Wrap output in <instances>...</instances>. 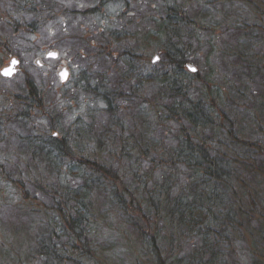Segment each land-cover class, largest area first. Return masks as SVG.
Masks as SVG:
<instances>
[{
	"label": "trees",
	"instance_id": "1",
	"mask_svg": "<svg viewBox=\"0 0 264 264\" xmlns=\"http://www.w3.org/2000/svg\"><path fill=\"white\" fill-rule=\"evenodd\" d=\"M237 1L243 8L255 7V25L243 24L242 36L251 35L255 47L263 46L264 2ZM63 2L0 0V22L10 33L0 35V66L12 55L16 40L51 23L46 16L52 22L61 19L51 7ZM202 8L206 13L208 4ZM189 14V4L167 8L147 33V51L132 41L133 47L115 57V45L126 38L122 30L95 36L90 44L95 60L104 66L98 74L102 80L96 79L95 87L87 80L83 88L106 105V125L97 134L92 124L83 130L65 128L53 109L47 114L45 93L32 79L21 94L0 92V142L6 126L22 125L27 132L19 140L26 161L17 158L11 165L0 152V184L10 188L16 204L26 207L22 212L30 221L29 214L43 217L33 249L14 257L16 264H32L35 256L44 257L42 264H113L106 256L113 248L102 243L103 220L95 209L99 200L128 228L123 234L109 226L106 235L119 237L122 247L134 252L135 264H143L141 250L145 257L150 253L154 264H228L238 244L247 246L250 264H264V119H258L264 103L255 99V115L243 108L238 121L224 110L213 69L203 76L189 73L186 29L195 24ZM251 54L248 60L239 55L238 63L253 67L255 76L264 75V56ZM153 55L161 56L159 67L152 63ZM75 57L84 60L80 52ZM35 108L43 111L39 113L48 128L30 120ZM169 124L178 127L171 144L163 137ZM64 172L81 184L64 186ZM38 196L51 206H37ZM12 226L18 229L17 224L5 225L13 231ZM132 242L138 243V254L132 252ZM10 243L0 241L1 251L14 253Z\"/></svg>",
	"mask_w": 264,
	"mask_h": 264
},
{
	"label": "rangeland",
	"instance_id": "2",
	"mask_svg": "<svg viewBox=\"0 0 264 264\" xmlns=\"http://www.w3.org/2000/svg\"><path fill=\"white\" fill-rule=\"evenodd\" d=\"M63 1L61 4L56 3L59 4L58 8L51 7L54 10L58 9L55 13L61 19L52 22L48 19L50 17L46 16V21L51 23L46 22L47 24L43 28L37 32L34 31L35 34L34 32L29 34L26 31L27 34L24 37L15 41L17 44L12 47V55L3 62L0 70L8 66L10 60L14 58L19 61L17 73L11 79H3L0 76V92L21 94L24 91L25 82L28 79L34 80L45 93L46 101H44L43 110L50 107L48 114L53 109L54 114L60 116L65 128L76 125L78 129L83 130L92 124L91 129L93 128L97 134L101 127L106 125V117L103 113L106 105L100 98L83 88L87 84V80L90 81L92 87L97 85L96 79L98 83L99 79L102 80L98 74L104 66L100 61L95 60L94 46L90 44L95 36L100 34L99 31L122 30V35L126 38L124 37L125 39L115 45V57L120 55L124 49L133 47L135 43L132 41L140 43L147 51L151 47L147 33L154 29L156 22L154 24L153 21L164 18L163 14L167 8L179 6L184 9L187 4L190 6L189 15L195 21L192 28L186 29V36L188 39L190 37L188 40L191 52L188 55L189 66L199 71L202 76L210 69L214 70L215 84L221 88V96L223 95L224 98V110L232 114L238 121L243 118V108L249 107L255 115V109H252L255 106V99L264 103V75L255 76V69L248 68L245 63L239 64L237 58L241 55L248 60L249 56L253 55L251 53L255 52L264 56V45L255 47V40L251 35L249 37L242 36L243 28L241 26L243 24L255 25L254 5L243 8L237 0H107L103 3L98 0ZM262 1L264 2V0ZM47 2H45L46 6ZM204 3L208 4L206 13L202 8ZM0 7L4 6L0 5ZM6 7L11 9L12 6L8 4ZM87 9L93 11L86 14ZM22 15L26 17V20H30L32 17L25 13ZM0 19L4 23L3 18L0 17ZM260 19L264 22V13ZM9 34V31L0 22V35ZM50 51L58 53L56 59L45 58V54ZM77 52L81 53L84 60L75 57ZM161 60L160 56L154 66L159 67ZM37 62L40 65H37ZM248 63L255 66V61L249 60ZM62 68H66L69 73L68 80L64 84L59 82L57 76ZM39 112L43 111L36 108L31 110L30 120L35 122L37 119L36 124L48 128V120H45L46 118H43L42 113ZM124 117V126L126 127L128 125L127 115ZM262 118L264 119V114L258 116V119ZM140 121L143 124L142 130L146 132L147 124H145L144 118H141ZM33 122L30 121V123ZM134 122H137V119ZM21 126L13 124L6 126L2 131V134L5 133V139H3V143L0 142V152L8 158L11 165L16 162L17 158L26 161L24 148L20 146L19 140L26 136L27 132L21 129ZM177 131L176 125L169 124L164 128L163 137L171 144L172 137L176 135ZM23 169L25 168L23 167ZM31 174L33 175L32 172ZM64 175L60 180L64 186L73 188L81 184V180L66 175V172ZM37 176L39 175L37 174ZM28 189L32 194L33 188L29 187ZM262 189L264 192V186ZM10 193V188L7 185L0 184V241L8 243L10 239L11 243L13 242L10 245L14 247L11 250H15L14 253L7 254L0 249V264H16L14 257L33 249L32 241L37 226L42 223L43 219L36 212L29 214V218L32 219L30 221L28 215H24L25 213L22 212L26 207L19 203L16 204L14 194L10 196ZM50 204V200L42 196H38L36 200V205L40 207L51 206ZM95 209L98 210L103 220V230L100 233L105 237H103L102 243L107 248H113L108 250L110 254L106 253V256L110 255L114 260L113 264H135L133 250L136 254L139 253V249L136 247L138 243L132 242V254L122 247L119 237L112 239L106 235L109 226L120 229L123 234L128 228L117 222V215L112 212L109 204L99 200L95 204ZM10 223L17 224L18 229L16 227L14 229L12 226V231L9 227H5ZM19 226H22V229ZM140 253L143 255L140 257L143 264H154L149 252H147V257L144 256L143 250ZM32 254L33 252H31ZM250 259L247 246L238 244L229 255L228 264H250ZM43 261L44 257L37 259L35 256L32 264H42Z\"/></svg>",
	"mask_w": 264,
	"mask_h": 264
},
{
	"label": "water",
	"instance_id": "3",
	"mask_svg": "<svg viewBox=\"0 0 264 264\" xmlns=\"http://www.w3.org/2000/svg\"><path fill=\"white\" fill-rule=\"evenodd\" d=\"M58 56V53L55 51H50L47 52L45 54V58L46 59H56ZM159 60L158 56H155L152 60V63H156ZM19 65V61L17 59H11L8 66L4 67L3 69L0 70V76L3 79H11L13 78V76L17 73V67ZM37 65H40L39 62H37ZM189 70V72L191 73H195L196 69L195 68H191L190 66L187 68ZM68 70L66 68H62V70H60L57 74L58 78H59V82L61 84L66 83V81L68 80Z\"/></svg>",
	"mask_w": 264,
	"mask_h": 264
}]
</instances>
